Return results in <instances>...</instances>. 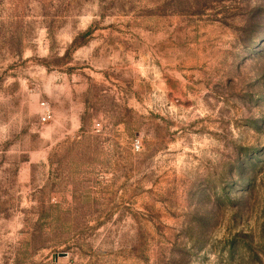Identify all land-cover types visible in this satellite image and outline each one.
I'll return each instance as SVG.
<instances>
[{"label": "rangeland", "instance_id": "rangeland-1", "mask_svg": "<svg viewBox=\"0 0 264 264\" xmlns=\"http://www.w3.org/2000/svg\"><path fill=\"white\" fill-rule=\"evenodd\" d=\"M0 264H264V0H0Z\"/></svg>", "mask_w": 264, "mask_h": 264}, {"label": "built area", "instance_id": "built-area-1", "mask_svg": "<svg viewBox=\"0 0 264 264\" xmlns=\"http://www.w3.org/2000/svg\"><path fill=\"white\" fill-rule=\"evenodd\" d=\"M44 107H46V106H44ZM45 110H46V112H45V114H44V116H43V118H42L43 122H47L48 120L51 119V114H50L49 109L45 108ZM137 149L139 150L140 147L137 146Z\"/></svg>", "mask_w": 264, "mask_h": 264}]
</instances>
